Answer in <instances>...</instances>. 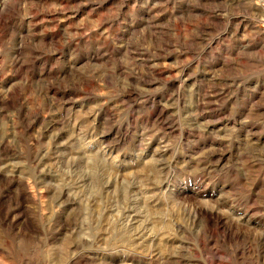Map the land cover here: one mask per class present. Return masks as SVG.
<instances>
[{
  "label": "rangeland",
  "instance_id": "rangeland-1",
  "mask_svg": "<svg viewBox=\"0 0 264 264\" xmlns=\"http://www.w3.org/2000/svg\"><path fill=\"white\" fill-rule=\"evenodd\" d=\"M0 264H264V0H0Z\"/></svg>",
  "mask_w": 264,
  "mask_h": 264
}]
</instances>
